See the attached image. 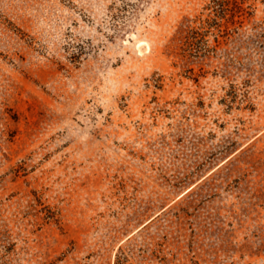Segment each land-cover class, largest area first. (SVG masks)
<instances>
[{
  "label": "rangeland",
  "instance_id": "374dc122",
  "mask_svg": "<svg viewBox=\"0 0 264 264\" xmlns=\"http://www.w3.org/2000/svg\"><path fill=\"white\" fill-rule=\"evenodd\" d=\"M210 2L0 0V264H264V0L185 59Z\"/></svg>",
  "mask_w": 264,
  "mask_h": 264
},
{
  "label": "trees",
  "instance_id": "16d2710c",
  "mask_svg": "<svg viewBox=\"0 0 264 264\" xmlns=\"http://www.w3.org/2000/svg\"><path fill=\"white\" fill-rule=\"evenodd\" d=\"M244 0H211L206 8L211 12L206 18L197 16L195 18H185L173 38L175 49L182 50L181 54L185 59H189L188 50L198 49L203 42H208L209 50L217 51L218 47L226 42L235 28L231 24L235 23L237 12H246L243 6ZM214 35L215 45H209L208 36ZM122 250V249H121ZM129 255L117 254L116 264H126Z\"/></svg>",
  "mask_w": 264,
  "mask_h": 264
}]
</instances>
